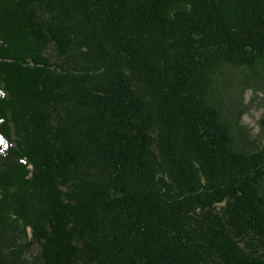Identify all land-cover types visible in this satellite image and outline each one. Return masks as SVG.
<instances>
[{"label": "trees", "instance_id": "1", "mask_svg": "<svg viewBox=\"0 0 264 264\" xmlns=\"http://www.w3.org/2000/svg\"><path fill=\"white\" fill-rule=\"evenodd\" d=\"M260 63L264 0H0V264H264Z\"/></svg>", "mask_w": 264, "mask_h": 264}, {"label": "rangeland", "instance_id": "2", "mask_svg": "<svg viewBox=\"0 0 264 264\" xmlns=\"http://www.w3.org/2000/svg\"><path fill=\"white\" fill-rule=\"evenodd\" d=\"M214 99L231 124L235 144L253 150L264 144V63L253 68L225 66L217 74ZM264 193V183L262 184ZM31 237V233L29 232ZM36 252L35 249L28 251Z\"/></svg>", "mask_w": 264, "mask_h": 264}]
</instances>
